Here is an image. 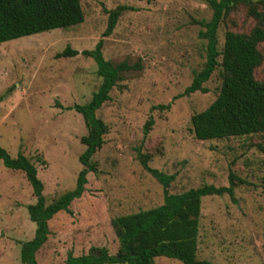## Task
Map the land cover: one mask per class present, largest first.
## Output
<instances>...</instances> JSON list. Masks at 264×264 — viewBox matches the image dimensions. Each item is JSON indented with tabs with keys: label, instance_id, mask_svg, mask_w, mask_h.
Segmentation results:
<instances>
[{
	"label": "rangeland",
	"instance_id": "obj_1",
	"mask_svg": "<svg viewBox=\"0 0 264 264\" xmlns=\"http://www.w3.org/2000/svg\"><path fill=\"white\" fill-rule=\"evenodd\" d=\"M209 0H80L84 21L0 44V147L12 158L25 156L36 168L47 203L74 188L87 129L82 116L68 107L85 105L101 79L91 58L102 41V57L114 65L137 62L141 70L123 73L95 115L107 127L103 145L91 158L82 197L49 223L50 236L37 253V264H64L74 257L118 248L111 219L161 206L162 187L136 160V150L150 157L148 166L173 177L171 195L203 186H228L234 173L233 199H201L197 259L212 264H264V134L197 141L190 119L205 110L221 86L219 70L203 85L206 93L182 96L205 60V42L197 21L211 17ZM122 12L111 34L103 37L107 12ZM235 22L236 26L232 23ZM227 26V27H226ZM221 24L219 49L226 30L248 32L246 9ZM67 46L78 56L56 59ZM264 58V43L259 45ZM264 79V61L254 71ZM169 105L167 110L154 109ZM153 125L146 135L148 118ZM21 172L0 162V264H22L20 244L33 238L35 225L26 207L34 204ZM64 213V214H62ZM154 264H181L159 257Z\"/></svg>",
	"mask_w": 264,
	"mask_h": 264
},
{
	"label": "trees",
	"instance_id": "obj_2",
	"mask_svg": "<svg viewBox=\"0 0 264 264\" xmlns=\"http://www.w3.org/2000/svg\"><path fill=\"white\" fill-rule=\"evenodd\" d=\"M208 6L211 9L210 19L196 22L201 28L198 37L205 42V60L182 96L206 93L203 85L217 70L221 86L215 100L191 117L193 137L197 141H211L263 135L264 79L255 78L254 71L264 61L258 48L264 43V0H209ZM127 9L119 6L107 12L108 21L103 37L111 34L118 17ZM240 9H246V17L252 20L253 27L248 32L226 30L222 48L219 49V26H226L230 15ZM83 21L80 0H0V44L53 30H65ZM232 24L236 26L235 22ZM101 50L102 41H98L92 51L80 53L91 58L96 65V74L101 79L97 91L87 104L68 107V110L82 116L87 129L86 135L80 138L84 151L78 161L82 169L72 190L47 203L34 165L21 153L12 158L0 147L2 166L12 172H21L35 199L34 204L26 207L28 219L35 225V230L31 240L20 244L19 258L22 264H37V253L48 241L49 223L54 216L61 212L72 215L70 206L84 194L87 174L97 173L90 160L101 149L103 136L108 130L95 113L109 100V92L123 73L141 70L139 62L131 65L122 61L114 65L104 60ZM78 55L77 51L67 46L55 58L66 59ZM168 108L169 105L154 107L158 110ZM152 125L153 119L149 117L143 126L144 135ZM136 160L161 185L162 205L111 219L110 227L118 243L115 254L110 255L106 249L79 257L68 253L64 264H154V259L159 257L177 260L181 264H212L198 260L196 256L201 199L223 195L233 199L236 184L243 185L244 181L230 172L227 187L203 186L171 195L168 189L173 177L151 169L148 166L150 157L139 149L136 150Z\"/></svg>",
	"mask_w": 264,
	"mask_h": 264
}]
</instances>
